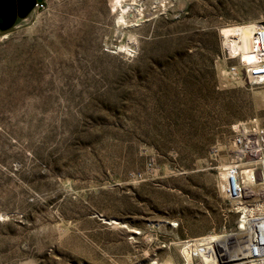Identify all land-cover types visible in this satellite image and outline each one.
<instances>
[{"label":"rangeland","instance_id":"obj_1","mask_svg":"<svg viewBox=\"0 0 264 264\" xmlns=\"http://www.w3.org/2000/svg\"><path fill=\"white\" fill-rule=\"evenodd\" d=\"M133 1L42 0L0 31V264H184L182 240L234 232L220 169L264 85L230 75L223 34L264 0L119 24Z\"/></svg>","mask_w":264,"mask_h":264},{"label":"built area","instance_id":"obj_2","mask_svg":"<svg viewBox=\"0 0 264 264\" xmlns=\"http://www.w3.org/2000/svg\"><path fill=\"white\" fill-rule=\"evenodd\" d=\"M42 8L44 3L40 1L34 10ZM241 26H232L231 34H223L224 50L238 61L228 72L233 78L264 85V18L252 24L248 49L239 47L243 43L238 30ZM233 131L230 160L220 169V184L230 211L237 215L234 232L182 240L184 264H264V126L255 120L242 121L233 126ZM229 235L235 236L227 238ZM209 244L211 254L206 253ZM238 245L244 253L231 257ZM184 250L190 254L189 261Z\"/></svg>","mask_w":264,"mask_h":264},{"label":"bare ground","instance_id":"obj_3","mask_svg":"<svg viewBox=\"0 0 264 264\" xmlns=\"http://www.w3.org/2000/svg\"><path fill=\"white\" fill-rule=\"evenodd\" d=\"M114 1H121V0H114ZM169 3V0H134L129 6H125V4L123 5L121 3V10H120V15L118 18V23H126L127 20L130 22H135V21H139L143 16L144 13L147 16L150 15H155L156 13L164 10L167 5ZM145 15V16H146ZM252 25L250 24L247 28L246 27H240L238 30H240L242 38H243V43L239 46L245 49H248L249 47V39H250V35L252 32ZM233 32V30L231 31ZM231 34V33H229ZM228 34V35H229ZM227 36V35H226ZM131 44H129L130 46L126 47V49L131 53L133 52L135 46L133 43L132 38L130 39ZM235 235H229L227 238H233ZM209 239L206 238L205 241L207 242ZM208 243V242H207ZM211 245L209 244L207 246V250L206 253L207 254H211ZM244 253V248L241 247L240 245H238L236 248H234L231 251V257H239ZM184 254L186 259L189 261L190 260V254L188 252V250H184ZM206 254V255H207Z\"/></svg>","mask_w":264,"mask_h":264},{"label":"water","instance_id":"obj_4","mask_svg":"<svg viewBox=\"0 0 264 264\" xmlns=\"http://www.w3.org/2000/svg\"><path fill=\"white\" fill-rule=\"evenodd\" d=\"M42 0H0V31L11 28L18 18H25Z\"/></svg>","mask_w":264,"mask_h":264}]
</instances>
